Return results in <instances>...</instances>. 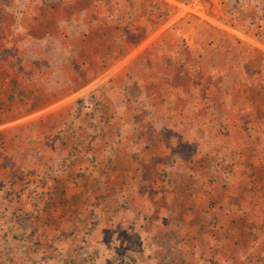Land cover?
<instances>
[{
	"label": "crops",
	"instance_id": "crops-1",
	"mask_svg": "<svg viewBox=\"0 0 264 264\" xmlns=\"http://www.w3.org/2000/svg\"><path fill=\"white\" fill-rule=\"evenodd\" d=\"M260 3L263 4L264 0ZM102 5L100 1L81 3V8L92 7L94 10L78 20L77 34L65 41L63 39L66 57L64 54L60 57V53L54 51L48 54L46 51H39L32 58L38 61L47 57V64H43L42 70L35 67V63L27 69L21 67L20 77L24 73L31 75V86L25 83L24 76L20 83L24 88L21 93L24 94L23 99H18V96L13 99L9 97L10 92L18 90L19 84L15 85L14 90L8 85V75L11 74L8 73L4 59L8 58V42L5 40L9 37V20L4 14L0 16V264H264V246L260 244L243 246L240 243L238 246H226L223 243L224 246H197L189 238L191 235L186 233L180 240L183 243L177 241L175 246H159L156 239L164 234L165 242L171 244L169 240L173 236L168 235V228L177 227L178 224V229L184 233L189 232L190 227L187 224L181 225V221L185 219L184 214L180 222L169 221L171 218L167 212H163L162 207L160 220L152 219L153 216L145 217L144 214L138 216L136 213L138 209H143V205H153L146 204L143 200L144 204L136 207V189L143 183H158V180H136L142 177L141 172L146 175L145 168L150 166V159L147 157L150 153L143 147L147 137L135 131L125 135L120 123L126 118L121 111H114L115 108L130 104V95L118 87L120 98L116 99L110 93L116 86L108 88L107 82H110V78L105 83L97 82L87 89L95 77L104 75L106 71L111 76L123 74L132 79L141 78L148 82L143 87L152 85L153 80L161 81V78H165V86L184 87L192 93V99L207 93L211 101L201 106L197 111L199 116L204 113L210 118L224 116L229 100L233 106L237 104L249 107L247 114L260 111L264 115V107L261 106L264 88H258L260 76L253 68L241 64L250 51L249 47L256 46H250L237 38L238 44H234V39L222 31L224 37L221 45L218 44V38L211 41L207 37L205 40L202 35L195 34L193 41L198 43L201 50L193 47L187 52L178 45L183 41L181 37L175 36L179 41L175 48L168 44L166 34H175L167 30L173 28L168 29L169 26H166L158 33L155 32L161 23L154 26L156 22L152 23L153 18L148 15H141L142 20L137 22L129 20L138 17L134 13L138 4H125L128 5V13L121 15L127 18L121 17L120 21L118 18L114 19L110 11L107 13ZM29 7L25 5L21 9H39ZM54 19V27L61 29L58 32L66 33V25L62 27ZM179 25L174 28L184 30ZM199 25L197 24L198 28ZM38 32L40 31L31 32L33 40L39 36ZM152 36L137 51L136 48ZM208 36L211 35L208 33ZM27 37L13 39L10 36L16 44L33 41H25L29 39ZM63 37L66 38L65 35ZM48 45L52 47L51 44ZM242 45H246V48ZM227 48H234L233 52L227 51ZM33 50L36 51V47ZM53 54L57 56L52 57ZM138 55H141L142 62L139 64L136 61L130 66L132 59ZM21 56L20 53L21 64L22 61L30 62L27 54L25 57ZM208 56L216 58V61L206 69ZM181 62L185 63V67L180 66ZM57 66L60 69H56ZM72 75L73 82L64 86L63 81L69 80L67 76ZM169 75L173 80L171 83L166 80ZM178 76L181 77L177 79ZM16 81L19 82V79ZM56 84L63 86L58 87ZM75 92L79 93L69 102L27 120L38 124L33 130L24 129L25 133H19L20 125L27 121L19 123V127L18 124L2 127V124L9 121L55 105ZM91 92L97 93L104 103L103 108H110L103 109L98 114L102 123H108L100 132L85 130L83 126L80 128V118L83 124L84 117L79 115L76 119L71 114V105L74 103L82 107L84 114L87 101L96 99L87 97ZM255 92H258L256 97ZM125 95L128 96L124 97ZM27 96H31L29 103L25 102ZM197 101L195 99L194 103ZM19 102H22V107H19ZM29 106H34V109L26 112L24 108ZM69 106L67 115L56 114ZM201 110L206 112H200ZM9 115L14 117L10 119L7 117ZM199 116H195L197 121ZM2 117L7 118L2 122ZM131 118L134 115H128L127 120ZM39 121L42 122L41 126ZM232 123L239 122L235 118ZM138 139H143L140 147L136 145ZM15 145L18 149L12 154L11 150H14ZM262 181L264 186V179ZM227 183L224 195L213 207L218 218L211 225L218 230L209 231L207 240H212L216 233L224 238L230 232L239 234L241 239L251 235L264 236V193L260 191V187L256 188V193L248 192L246 197L243 196L242 200L245 201L241 200L238 207L228 211L230 205L235 203V190H232V181ZM248 185L249 182L245 181L243 187ZM209 200L204 206L210 204ZM220 205L223 209H220ZM202 206L198 205L197 209ZM165 215H168V222H165ZM210 216H204L208 222ZM164 224L167 226L162 229ZM252 228L258 229L253 233ZM190 242L192 246H189Z\"/></svg>",
	"mask_w": 264,
	"mask_h": 264
},
{
	"label": "rangeland",
	"instance_id": "rangeland-1",
	"mask_svg": "<svg viewBox=\"0 0 264 264\" xmlns=\"http://www.w3.org/2000/svg\"><path fill=\"white\" fill-rule=\"evenodd\" d=\"M11 1L0 0V16L3 14L6 15L9 12L13 14L9 9V3ZM24 1H26L25 5L33 8L39 7V9H37L38 11H25L19 8L17 15L20 17L19 22L20 24L22 23V27H10L9 29L7 26L9 37L7 38L8 40H5L8 42L6 48L8 58L4 59V61L6 60L5 66L9 70L8 73L11 74L8 75V80L13 77L19 79V96L21 95L22 87L20 83L21 81L23 82V76L25 83L31 86V75L24 73L20 77L19 72H21V69H27L28 66L35 63L34 66L42 70L41 67L43 64H47V60L35 61L36 59L32 58L33 55L39 54L38 48L40 47V42L37 39L38 37L33 41L18 42V44L13 42V39L21 36H31V32L35 30L40 32L45 30L50 38H52V42H54V44L51 43L52 47L43 46L46 49V53L48 54L54 51V53H60V57L63 54L65 56L66 46L64 41L68 37H71L69 35L71 31L70 25L73 23L78 28V20H81L85 14L94 10L92 7L81 8V3L84 2H87V4L97 1L102 2L103 9L107 13L110 11L109 13L113 14V18H118L119 21L121 17H126L121 14L128 13L126 11V6L128 5L125 4L128 2L130 4L132 2L138 4L134 12L138 17L130 18L129 20H135L137 22V20H142L143 16L141 15H148L153 18L152 23L156 22L154 26L157 23H161L155 32L158 33L166 26H169L167 27L168 29L173 28L167 30V32H172L175 35L173 36L169 33L166 34V37L168 44L174 48L177 46V42H179L175 38L177 36L181 37L189 48L197 47L198 50H201L198 43L193 41L195 34L202 35V38L205 40L209 38L212 41L218 38L220 39L218 44L221 45L224 37L222 31H224L234 39V44H238L236 41L237 38V40L248 43V45H255L264 50V43L255 38L260 39L258 26L260 24L264 26V11H260L259 4L261 0L259 2L258 0H241L233 9L229 7L230 5L227 0H129L127 3H125L126 0H77L75 2L67 0L66 6L61 5L63 4L62 0ZM55 4L56 6H54ZM129 7L132 8V6ZM139 16L141 17L139 18ZM7 18L10 20L9 17ZM54 18H56V21L62 27L66 24L64 27L66 33L65 31H61L66 38L58 32L61 29L54 27ZM174 23L176 24L173 26ZM178 24L184 30L179 27L174 28ZM197 24H200L199 28ZM50 27L55 28L56 31H52ZM140 28L143 27L140 26ZM208 33L211 36H208ZM152 38L153 36L145 39L136 48L137 51L145 46ZM180 43L181 41L178 45L183 47L184 45L181 46L182 44L180 45ZM33 47H36V51L33 50ZM233 49L227 48V51L231 50L233 52ZM20 53L22 55L21 58L27 54L30 62L22 61L21 64V59L19 58ZM56 69H60L59 66ZM110 70H108L109 73ZM73 77L74 75L72 77L67 76L69 80L63 81L64 86H68L70 82H73ZM107 79L110 82H107ZM156 80H153V83L151 81L152 85L143 87L148 82L143 81L141 78L132 79L130 76H123V74L111 76L106 71L104 75L95 77L87 86L88 89L101 81L104 83L107 82L109 89L116 86L113 91L110 90V93L116 99L120 98L119 92H117L118 87L123 88L125 93L130 95L124 96H128L130 104L115 108L114 110L116 113L121 111L122 115L126 118L120 123L123 132L125 134L135 131V133H143L147 137L146 144L143 147L150 153V155H147L150 159V166H146L145 168L146 175L143 172H139L142 177L136 180H151L156 178L158 183H140L142 186L136 189L137 199L134 198L137 204L136 207L143 205L144 202L146 204H153L150 206L143 205V209L140 208L137 210V215L144 214L145 217L153 216L154 218L152 219L157 218L160 220L161 217L159 214H161L160 209L162 207L164 210L162 211L165 214L167 212L171 218L169 221L180 222L184 214L185 219L183 222L181 221V225H189V232L181 233L178 229V224L177 227L168 228V235L173 236L169 240L171 244L165 242L166 234H164L162 237L159 235L156 239L159 246H175L177 241L179 242L182 237H185L186 233L191 235L189 238L193 239L194 244L196 243L197 246H224L223 243L226 246H238L240 243L243 246H257V244L264 246V236L251 235L242 237L241 239L239 234H233L232 232L226 234L224 238L216 233L212 240H207L209 231L218 230L213 229L211 225L218 218L216 210L213 207L217 205L215 202L224 195L228 186L227 182L232 181V190H235L233 191V201L235 203L230 205L228 208L229 211L230 209H234L233 207H238L241 204L240 201L243 199V196L246 197L248 192L256 193V180L258 176L264 179V115L260 114V111L247 114L249 107L245 108L243 106H237V104L233 106L232 101L229 100L226 104L227 113L224 116L210 118L205 113L199 116L197 111L202 108L201 106L211 101V99H208L207 93L204 92L198 98L192 99V93L187 91L186 88L181 86L167 87L163 82L165 78H161V81H158L159 79ZM63 84L56 85L60 87ZM15 87L12 86V89L14 90ZM178 88H183V90H179ZM78 93L75 92L70 96L68 95L62 98L55 105L43 107L22 118L2 124V127H10L35 118L38 115L40 116L59 104L69 102ZM257 93L255 92V97ZM87 97H96L97 100L89 99L87 101V109L84 111V114H82V107L74 103L71 105V114L73 118L79 115L84 117L83 124L80 118V128L83 126L85 130L100 132V129L108 123L106 121L102 123L98 114L101 113V110L110 108H103L104 103L97 96L96 92H91ZM195 99H198L196 103H194ZM30 100L31 96L25 98V102L27 103ZM237 100L240 103V98ZM261 104L263 108L264 96L263 98L261 97ZM19 107H22V102H19ZM69 108L70 106L68 108H62L56 114L60 116L67 115ZM200 112H206V110H201ZM128 115H134V118L127 120ZM195 116H199V121H197ZM235 118L239 123H232ZM39 124L41 126L42 122L39 121ZM37 125V123H30L25 128H20L21 131L19 133H23L24 129L33 130ZM73 130L75 129L73 128ZM10 133L12 134L13 131H10ZM140 141H143V139L136 141L138 142L136 144L137 147L141 146ZM130 145L133 147L131 142ZM17 149L18 146L15 145L14 150H11L12 154ZM245 181L249 182V185L244 188ZM260 191L264 193L263 189H260ZM161 194L162 196H160ZM197 196H199V199H197ZM183 199L185 202H181ZM208 200L210 201V204H208L210 207L207 205L204 206ZM214 200L215 202H213ZM198 205L203 206L198 210ZM145 206H148V208H145ZM181 206H184V208L181 209ZM151 208L154 209L151 210ZM220 209H223V206L220 205ZM168 215H165V222H168ZM207 215H211L209 222L204 217ZM254 220L255 218L253 217ZM134 221L133 218L132 223ZM238 222L239 220L236 223ZM166 226L164 224L162 229H165ZM257 229L252 228L251 231L255 233ZM180 242L183 243L182 241ZM189 246H192L191 242Z\"/></svg>",
	"mask_w": 264,
	"mask_h": 264
},
{
	"label": "trees",
	"instance_id": "trees-1",
	"mask_svg": "<svg viewBox=\"0 0 264 264\" xmlns=\"http://www.w3.org/2000/svg\"><path fill=\"white\" fill-rule=\"evenodd\" d=\"M19 1H20V4H19ZM59 1V0H58ZM57 1V2H58ZM159 1H161V0H159ZM228 1V4L230 5L229 7L230 8H234V6H237L240 2H241V0H227ZM63 2V4H65L66 5V3L68 2L67 0L64 2V1H62ZM25 4H26V1H22V0H12L10 3H9V9H10V11H12L13 12V14H11L10 12L9 13H7L6 14V17H9V23H8V28L10 29V27H17V28H19V26H21L22 27V23L20 24V17L17 15V12L19 11V8L21 9V8H23V6H25ZM68 24V23H67ZM66 25V24H65ZM52 28V27H51ZM70 29H71V31H70V36L72 37L75 33L77 34V28H76V26L72 23L71 25H70ZM25 30V29H24ZM54 30V32L56 31L55 30V28L53 29L52 28V31ZM26 31V30H25ZM53 32V33H54ZM39 33V32H38ZM105 36V35H104ZM38 38L37 39H43V40H38L39 42H40V47L38 48V50L40 51V52H42V51H46V49H44L43 48V46H47V47H49V45H48V43L49 44H51V42H52V38H50V36H49V34H47L46 33V31L44 30V31H41L40 33H39V36H37ZM27 38H29V39H27V40H33V37H32V35L31 36H28ZM25 41H26V39H25ZM182 42V45H184L183 46V48H185L186 49V51L188 52L189 50H192V49H190L183 41H181ZM133 43V42H132ZM251 46V45H250ZM242 47L243 48H246V45H242ZM238 48V47H237ZM236 48V49H237ZM250 49V51L247 53V55L245 56V58H243V60H242V66H249L250 68H253L255 71H256V73L260 76V79H259V85H258V88H260V89H263L264 88V50H262V49H259V48H257V47H254V46H251V47H249ZM146 49H147V47H146ZM241 49V48H240ZM204 55V54H203ZM141 55H138V56H136V57H134L133 59H132V61H131V63H130V66L132 65V63H133V65L135 64V62L137 61L139 64L142 62V58L140 57ZM199 56H202V54L200 55L199 54ZM220 57H221V54H220ZM45 60H47V57H45L44 58ZM216 61V58H212L211 56L209 57H207L206 58V69L208 68V66L209 65H213V63ZM137 63V64H138ZM180 66H183V67H185V63L184 62H181L180 63ZM134 68V67H133ZM181 76H178L177 77V79H179ZM166 80H167V82H169V83H171L173 80H172V78L170 77V75L166 78ZM19 83L16 81V78H11V79H9V81H8V85L9 86H17ZM24 88H22V90H21V93H22V91H24L23 90ZM257 91H259V90H257ZM15 96H18L17 98L19 99H23V97H24V94H22V95H20V97H19V88H18V90L16 91V90H14V91H12V92H10L9 93V97L11 98V99H13V98H15ZM25 109V111L26 112H30V111H32L33 109H34V106H29V107H27V108H24ZM252 113H253V111H252ZM251 113V114H252ZM7 117H9L10 119L11 118H13L14 116H7ZM7 117H5V118H7ZM5 118L4 117H2V119H1V121L3 122V121H5ZM33 121H27V122H24V123H22L20 126V128H25L26 126H28V124H30V123H32ZM18 127H19V124L17 125ZM23 133H25V131L23 130ZM256 185H257V187L259 186L260 187V189H262L264 186H263V181H262V177H259L258 176V179L256 180ZM256 187V188H257ZM213 202H215V200L213 201Z\"/></svg>",
	"mask_w": 264,
	"mask_h": 264
},
{
	"label": "built area",
	"instance_id": "built-area-1",
	"mask_svg": "<svg viewBox=\"0 0 264 264\" xmlns=\"http://www.w3.org/2000/svg\"><path fill=\"white\" fill-rule=\"evenodd\" d=\"M262 3V2H261ZM260 4V11H264V3ZM259 28V32H260V39L259 41H261L262 43H264V26L260 24V26H258Z\"/></svg>",
	"mask_w": 264,
	"mask_h": 264
}]
</instances>
